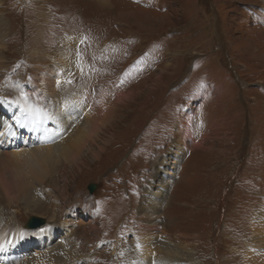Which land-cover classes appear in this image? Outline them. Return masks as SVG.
I'll return each mask as SVG.
<instances>
[{"label":"rangeland","instance_id":"rangeland-1","mask_svg":"<svg viewBox=\"0 0 264 264\" xmlns=\"http://www.w3.org/2000/svg\"><path fill=\"white\" fill-rule=\"evenodd\" d=\"M0 17L1 93L32 97L37 78L53 70V90L42 96L57 115L64 107L51 94L69 99L94 82L109 87L107 107H116L93 145L104 146L100 156L85 149L79 165L61 161L36 185L38 204L13 200L8 185L0 264L13 252L12 230L30 234L31 216L46 221L39 233L73 232L88 260L81 264L137 260L145 223L156 243L185 237L200 264H244L264 211V0H0ZM53 54H71L74 66L57 75ZM175 141L185 144L178 156L169 153ZM164 156L174 174L155 179ZM154 182L164 199L153 195L158 205L148 208ZM95 220L98 229L87 225Z\"/></svg>","mask_w":264,"mask_h":264},{"label":"bare ground","instance_id":"bare-ground-1","mask_svg":"<svg viewBox=\"0 0 264 264\" xmlns=\"http://www.w3.org/2000/svg\"><path fill=\"white\" fill-rule=\"evenodd\" d=\"M6 29L7 22L3 17H0V49L2 48L1 41L7 35ZM72 57L71 54L68 56L53 54L50 57L54 63L53 65L59 70L57 75H62L65 72V67L68 63L74 66L71 60ZM1 62L0 57V66ZM79 70L80 72L84 71L83 67H80ZM54 75V71L51 70L39 79L37 78L39 87L35 91L36 94L29 97L30 99L27 97V99L22 101H12L11 98L0 92V198L2 197V199H5L4 196H7V199L10 197L9 194L11 195V193L9 191L11 190L8 191L9 185L12 188L11 197L13 200L23 199L27 204L32 201L37 203L35 194L38 187L36 185L40 186L45 178L53 175L61 161L63 163L67 162L73 167L77 163L79 165L77 160L85 149L91 150L94 158H98L101 151L104 150L102 145L97 146V148H93V145L96 143V138L97 140L99 139L103 127L109 124L108 121L112 119V113L116 108L110 109L107 107V94L109 92L106 89L109 87L102 89L98 84L99 90L94 82L95 88L89 87L78 93L72 92L69 95L71 96L69 99L58 94L56 97L51 94L54 104H61V107H64L63 110H60L61 115H57L54 108L51 110L47 108L48 106H46L43 98L44 95H49L53 90L51 78ZM61 75L57 78L60 79ZM111 88L114 91V85ZM43 90H47V94H41ZM140 91L131 93L132 100L140 96ZM102 112L103 114L98 117ZM45 114L51 118H45ZM186 131L189 132V127ZM12 132L15 134H11ZM189 137L191 139V134ZM183 144L180 141H175L173 147L169 149V153L175 156L180 155ZM197 146L201 147V144L199 143ZM167 161L168 159L164 156L159 162L161 165L159 163V165H156L155 172L157 174L155 173V179L160 177L161 172L164 174L168 173L170 168L167 166ZM165 168L166 170H164ZM6 173L10 175V181L8 182H4L6 181V177H4ZM169 174L174 173L169 172ZM164 177L168 178V176ZM152 186L155 187L152 188ZM39 189L37 191H40ZM164 191L165 187H158L155 182L150 187H147L144 195L147 197L145 198L147 207L152 208L158 205L153 195L160 198L159 201H163ZM1 209L0 205V213ZM96 220L89 221L87 225L98 229ZM254 220L251 224L253 235L247 244L248 250L244 264H264V211H260ZM1 221L0 219V228ZM150 225L145 223V225H142V230L138 228V232L142 231V235L136 241L139 249L136 248V244L134 249L135 253L138 250L141 254L137 260L131 259L128 264H200V259L195 258L196 252L193 248V243L184 240L185 237L183 236L181 237L183 239L177 242L168 240L156 243L153 238L154 235L146 234ZM56 228L46 227L41 233H39L41 230H29L30 234L25 237L12 230L11 237L13 241H11L15 246L13 252L10 253L11 255L7 254L6 258L2 257L3 264L87 263L88 260L84 259L85 256L81 254V245L72 243L73 232H70L71 235L66 236L59 233L58 228ZM2 231L3 229H0V233ZM17 239L20 242L16 243ZM36 244L40 246L38 253L28 251ZM158 250L165 253V255L158 256V253L155 254ZM135 253H132L131 257H135Z\"/></svg>","mask_w":264,"mask_h":264},{"label":"water","instance_id":"water-1","mask_svg":"<svg viewBox=\"0 0 264 264\" xmlns=\"http://www.w3.org/2000/svg\"><path fill=\"white\" fill-rule=\"evenodd\" d=\"M97 185L96 184H90L89 185V190L90 192H94L96 189ZM46 224L45 219L36 217V216H31L28 221L25 223V228L26 229H37L43 225Z\"/></svg>","mask_w":264,"mask_h":264},{"label":"snow or ice","instance_id":"snow-or-ice-1","mask_svg":"<svg viewBox=\"0 0 264 264\" xmlns=\"http://www.w3.org/2000/svg\"><path fill=\"white\" fill-rule=\"evenodd\" d=\"M45 118H51L50 116H47V114H45ZM11 134H15L14 132H12Z\"/></svg>","mask_w":264,"mask_h":264}]
</instances>
